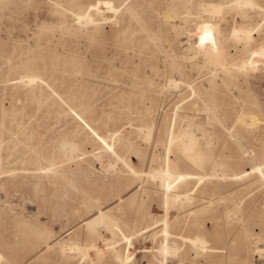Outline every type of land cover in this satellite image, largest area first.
Masks as SVG:
<instances>
[{
  "label": "rangeland",
  "instance_id": "obj_1",
  "mask_svg": "<svg viewBox=\"0 0 264 264\" xmlns=\"http://www.w3.org/2000/svg\"><path fill=\"white\" fill-rule=\"evenodd\" d=\"M0 253L264 264V0H0Z\"/></svg>",
  "mask_w": 264,
  "mask_h": 264
},
{
  "label": "bare ground",
  "instance_id": "obj_2",
  "mask_svg": "<svg viewBox=\"0 0 264 264\" xmlns=\"http://www.w3.org/2000/svg\"><path fill=\"white\" fill-rule=\"evenodd\" d=\"M172 1H177L178 2V6H179V8H181V9H186V0H172ZM101 6H103V5H101V4H98L97 5V10L98 11H100L101 10ZM96 8V7H95ZM104 8V7H103ZM94 9V8H93ZM199 9H200V7H199ZM202 9H203V7H202ZM103 10V9H102ZM107 10H108V8H107ZM111 10H108V12H110ZM202 11H205L206 13L205 14H208L209 13V15L210 14H212L213 16L214 15H220V13H221V11L222 10H218L217 12H216V9H213V10H211V9H209L208 7H205L204 8V10H202ZM211 15V16H212ZM78 17H76V18H78V21H80V22H82V21H85L86 20V22H89L90 21V23H91V17L90 16H87V17H85V18H83V17H81V16H79V15H77ZM77 21V22H78ZM210 20H208V21H202V23H201V26L198 28L199 29V31H200V33H199V36H200V39H201V41L206 45V46H208L209 48H212L211 49V51H212V53L214 54V55H216V56H218L219 57V55H221L222 54V56H224V58H226L227 56H228V53L226 52V50H227V39L225 38V36L222 34V32H221V29H220V27H219V25L217 26L216 24H213V23H211V22H209ZM79 23V22H78ZM168 23V22H167ZM87 24H89V23H87ZM80 25V24H79ZM249 30V29H248ZM198 31V32H199ZM247 33V32H246ZM245 33V34H246ZM242 35V34H241ZM250 33H247V39L248 38H250ZM235 37V36H234ZM236 38V37H235ZM245 38V41L247 40ZM248 41V40H247ZM245 47H246V44H245ZM244 66V65H243ZM247 66V65H246ZM245 66V67H246ZM178 72V71H177ZM27 81V80H26ZM30 81H33V80H30ZM20 82H21V80H20ZM168 85V84H167ZM173 85V84H172ZM128 99V98H127ZM263 103V102H262ZM176 107V106H175ZM177 109V108H176ZM178 110V109H177ZM179 111V110H178ZM206 112H208V110L206 111ZM72 113V112H71ZM243 118V117H242ZM241 118V119H242ZM240 119V118H239ZM244 120V119H243ZM255 122V121H254ZM239 123V122H238ZM243 124H245V123H243ZM246 126V125H245ZM197 128H199V126H197ZM151 131V130H150ZM199 133V132H198ZM191 136H188V135H186V134H181V135H179L178 137H180V139L183 141V142H185V143H189V144H191V143H194V144H196L197 142V139H196V135H194V133H192L191 132ZM188 144V145H189ZM198 145V144H197ZM67 146V144L65 145V147ZM204 147V146H203ZM201 149V148H200ZM63 150H65V148L63 149ZM76 151H78L77 150V146L76 145H73V144H69L68 146H67V148H66V150H65V152L69 155V154H71L70 155V158H71V156H72V154L74 153V152H76ZM202 153H203V151H201ZM209 154V153H208ZM203 155V154H202ZM64 156V158H65V155H63ZM68 157V156H67ZM73 157V156H72ZM65 159H67V158H65ZM69 159V158H68ZM165 159H166V156H165ZM168 159V158H167ZM165 160L166 161V163H165V167L160 171L161 173H160V175H162L161 176V187L163 188V187H165L164 189L166 190L169 186H171L175 181H172V182H170L171 181V179L173 178V169H174V166L175 165H172V162L168 159V160ZM248 159V158H247ZM211 161V160H210ZM164 164V163H163ZM49 165V164H48ZM259 168V167H258ZM219 169V168H218ZM259 170V169H258ZM46 171V170H45ZM47 172V171H46ZM259 172V171H258ZM156 173V175L158 174L157 173V171L156 172H154V174ZM260 173V172H259ZM217 174V173H216ZM160 175H159V177H160ZM192 174H190V173H184V174H179V176L177 177V179L178 180H180L179 181V183H178V185H177V189H179L176 193H169L168 191H166V200L164 199V201H166V202H171V203H176V202H178L179 201V196H178V194H179V192L181 191H186L187 190V188L189 187V185H190V182H188V181H186V180H188L189 179V177L191 176ZM158 176V175H157ZM154 177V176H153ZM201 178V177H200ZM216 178H218V177H216ZM152 179V178H151ZM225 179V178H224ZM168 183V184H167ZM161 188V189H162ZM170 188V187H169ZM168 188V189H169ZM167 189V190H168ZM182 197V196H181ZM184 199H185V197H184ZM122 199H120V201H121ZM209 204V203H208ZM20 205V204H19ZM170 205V204H169ZM166 206H167V204H166ZM22 210V209H21ZM26 211V210H25ZM158 213V211L157 210H153V214L156 216V214ZM102 214H104L103 213V211H100L99 213H98V215L97 216H102ZM164 216H165V213H164ZM155 219H156V217H155ZM96 222V221H95ZM65 249L66 248H62L61 249V252L62 253H64V251H65ZM255 252V251H254ZM2 262H4V256H3V254L2 253H0V264H2ZM254 264V263H253Z\"/></svg>",
  "mask_w": 264,
  "mask_h": 264
}]
</instances>
